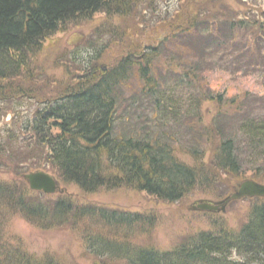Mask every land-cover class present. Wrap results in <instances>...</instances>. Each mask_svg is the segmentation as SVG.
<instances>
[{
    "label": "trees",
    "instance_id": "1",
    "mask_svg": "<svg viewBox=\"0 0 264 264\" xmlns=\"http://www.w3.org/2000/svg\"><path fill=\"white\" fill-rule=\"evenodd\" d=\"M159 1L167 3L162 10ZM249 1L0 0V97H5L2 84L28 73L46 40L68 24L88 21L99 13L109 18L134 14L137 19V7L144 4L153 16L152 29H163L164 36L140 52H128L107 73L95 75L93 70L67 92L39 105L26 121L27 147L42 148L44 165L53 166L62 183L83 193L131 188L173 204L210 185L215 175H209L203 163L206 157L214 170L236 179L250 171L264 183V116L245 113L244 98L240 102L237 96L211 91L207 82V74L213 71H223L231 79L240 73L264 78V0ZM169 2L175 3L174 9ZM143 24L147 22L142 19ZM106 32L117 36L114 26ZM95 55V60L101 58L100 53ZM135 75L142 85L136 101L152 107L153 119L147 124L144 118L134 130L115 134V124L136 102L130 100L123 111L125 85ZM184 87L195 95L178 100ZM202 102H213L216 111L210 127L199 134L192 121L203 122ZM159 120L170 121L179 129L178 136L186 131L181 149L194 159L193 164L175 156L176 137L171 130L152 129ZM7 140L17 142L18 137L9 135ZM204 142H211L212 148ZM6 148L0 144V159ZM22 174L13 182L0 179V264H62L51 255L38 257L9 244L1 228L10 214L22 216L40 231L82 223L81 241L99 264H264L262 198L246 199L249 213L240 227L223 218L211 219L210 228L188 234L162 251L137 241L153 231L155 216L78 205L65 195L51 199L27 189ZM202 192L215 198L225 194L207 188Z\"/></svg>",
    "mask_w": 264,
    "mask_h": 264
},
{
    "label": "rangeland",
    "instance_id": "2",
    "mask_svg": "<svg viewBox=\"0 0 264 264\" xmlns=\"http://www.w3.org/2000/svg\"><path fill=\"white\" fill-rule=\"evenodd\" d=\"M145 1L149 2V0ZM262 2V8H264V1ZM158 3L161 4L160 10L167 4L160 1ZM170 4V7L174 9L175 3ZM145 7L144 4L137 7V19L134 14L125 17L111 15L109 18L105 13H99L88 21L68 24L51 39L46 40L43 45V52H39L40 54L34 57L28 73L16 79L15 82L2 84L5 97L4 99L0 97L3 99L0 100V144L7 148L4 158L0 159V179L13 182L18 180L22 173L44 170L58 180L60 187L66 190L64 195L78 205H99L153 215L156 217L155 228L149 235L142 236L137 241L141 245L154 246L164 251L172 249V246L178 242L181 243L186 235L210 228L211 219L223 218L231 226L240 227L243 219L249 213L250 202L247 200L231 202L225 211L226 213H221V215L218 213L216 216L208 212H194L192 207L195 201L199 200L222 201L234 193L241 183L249 179L259 184L262 181L256 180L254 175L248 171L239 175L242 182H238L239 179L230 173L226 174L211 168L209 157H206L203 163L210 170L209 175H215L210 178V185L202 189H194L182 200L173 204L160 201L153 196L137 192L131 188L100 189L96 193H83L75 185L62 183L53 166L44 165V162L40 160V155H43L42 148H37L34 145H30L28 148L26 145L30 136L25 131L27 119H32L39 105H43L45 101L48 102L49 99L67 92L66 88L74 87L83 79L84 75H88L93 60L94 66H100L102 70L109 69L128 52H140V49L155 45L164 36L163 29H152L150 22L153 16L149 9L145 10ZM142 19L147 24L140 25ZM110 26L116 27L117 36L107 35L106 31ZM98 53L101 54V58L95 60L97 58L95 54ZM96 71L100 73L99 68ZM29 77L31 78L29 79ZM207 82L211 91L219 94L225 92L228 98L237 96L240 102L245 99L248 104V107H245V113L256 118L264 116V78L259 80L256 75L240 73L239 76L231 79L223 71H213L207 74ZM141 87L137 75L125 85V94L121 98L123 111L130 100L140 99L138 92ZM190 94L195 95L194 92L185 89V87L181 91L179 89L178 100L185 101ZM201 104V112L204 115L203 122L192 121L199 134H203L210 127V120L216 111V105L213 102H202ZM130 105L129 114L121 122L118 121L115 124V134L134 130L138 124L140 126L143 124L140 121L144 118H147V124L150 119H153L152 107L148 106L145 101L137 100ZM160 127L171 130L176 137L173 147L176 149L175 156L178 160L189 165L193 164L194 159L181 149L183 138L187 135L186 131L183 130L178 136L179 129L170 121L168 123L162 120H159L152 129L158 131ZM9 135L18 137V141H8ZM210 143L204 142V145L209 144L208 148L211 149L213 144L210 145ZM34 151L37 152L33 153ZM37 154L40 157L34 159ZM18 163H22L24 168L18 167ZM225 185L228 186L227 192ZM26 187L28 189L27 185ZM206 188L214 193L220 191L221 194H225L215 198L213 193L202 192ZM56 197L58 195L50 196L51 199ZM7 217L8 221L1 228L5 239L9 244L24 249L28 254H35L38 257L45 254L51 255L62 264H99L98 259L86 252L81 241V232L84 231L83 229L80 230L82 223L76 228L65 226L61 229L40 231L26 222L22 216L10 214ZM109 264L123 263L113 261Z\"/></svg>",
    "mask_w": 264,
    "mask_h": 264
},
{
    "label": "water",
    "instance_id": "3",
    "mask_svg": "<svg viewBox=\"0 0 264 264\" xmlns=\"http://www.w3.org/2000/svg\"><path fill=\"white\" fill-rule=\"evenodd\" d=\"M25 182L28 185V188L32 191L44 193L49 196L55 194H64L66 190L60 187L59 182L53 176L47 173L44 170L30 172L22 176ZM249 199V198H264V185L258 184L255 181L249 180L241 185L234 193H232L227 199L213 203L210 201H196L192 210L199 212H210L224 213L228 204L232 201H239L240 199Z\"/></svg>",
    "mask_w": 264,
    "mask_h": 264
}]
</instances>
